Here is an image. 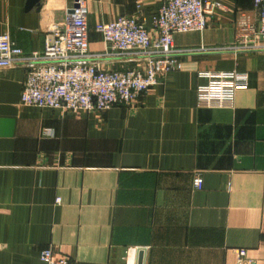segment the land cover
Segmentation results:
<instances>
[{"label": "crops", "instance_id": "crops-1", "mask_svg": "<svg viewBox=\"0 0 264 264\" xmlns=\"http://www.w3.org/2000/svg\"><path fill=\"white\" fill-rule=\"evenodd\" d=\"M84 1L89 50L106 53L99 65L133 67L93 27L138 9L150 27L163 0ZM217 1L202 31L173 35L191 49L182 68L126 107L23 105L26 67L0 69V264H44L49 245L70 264H234L239 248L264 264V52L230 48L258 15L252 0ZM73 2L0 0V34L41 52ZM230 69L249 75L234 107H196L198 72Z\"/></svg>", "mask_w": 264, "mask_h": 264}, {"label": "built area", "instance_id": "built-area-1", "mask_svg": "<svg viewBox=\"0 0 264 264\" xmlns=\"http://www.w3.org/2000/svg\"><path fill=\"white\" fill-rule=\"evenodd\" d=\"M258 15L256 25L244 20L238 28L239 42L234 51L264 52V0H252ZM221 7L217 0H163L149 15L146 26L142 9L114 21L97 22L93 30L111 51L130 55L136 64L128 69H103L99 60L106 53L89 50V27L84 0H74L63 23H52L44 37L41 52L25 54L7 32L0 34V69L16 65L26 67L20 102L39 108L59 109L63 112L104 111L113 106H129L157 83L159 75L182 68L180 55L191 49H178L173 35L202 31L207 17ZM203 79L195 89L198 108H233L235 93L247 87L246 71L202 70ZM43 135H52L45 128ZM203 179L195 174L193 184L201 189ZM60 197L55 198V203ZM44 264H70L64 256H56L46 246L38 253ZM234 264H251L245 259V249L236 250Z\"/></svg>", "mask_w": 264, "mask_h": 264}]
</instances>
